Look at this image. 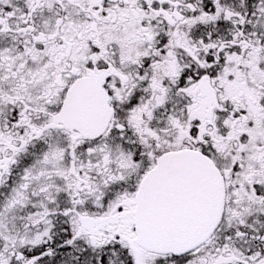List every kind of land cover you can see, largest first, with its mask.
<instances>
[{"label": "snow or ice", "instance_id": "obj_1", "mask_svg": "<svg viewBox=\"0 0 264 264\" xmlns=\"http://www.w3.org/2000/svg\"><path fill=\"white\" fill-rule=\"evenodd\" d=\"M0 264H264V0H0Z\"/></svg>", "mask_w": 264, "mask_h": 264}]
</instances>
